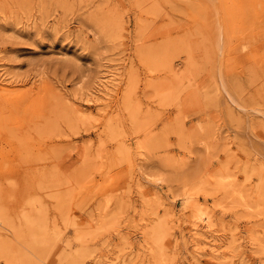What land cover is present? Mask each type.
<instances>
[{"label":"rangeland","instance_id":"obj_1","mask_svg":"<svg viewBox=\"0 0 264 264\" xmlns=\"http://www.w3.org/2000/svg\"><path fill=\"white\" fill-rule=\"evenodd\" d=\"M114 263L264 264V0H0V264Z\"/></svg>","mask_w":264,"mask_h":264},{"label":"bare ground","instance_id":"obj_2","mask_svg":"<svg viewBox=\"0 0 264 264\" xmlns=\"http://www.w3.org/2000/svg\"><path fill=\"white\" fill-rule=\"evenodd\" d=\"M110 78H111V77H110ZM104 84H105V83H104ZM108 85H109V84H108ZM104 86L106 87L107 85H104ZM4 89H5V88H4ZM106 89H107V88H106ZM203 222H204V223L206 222V226H209V225H208V219H207V218H205V219L203 220ZM202 227H203V226H202ZM204 228H205V227H204ZM209 228H210V227H209ZM209 228H207V229H209ZM201 229H202V228H201ZM207 229H206V230H207ZM213 229H214V228H213ZM215 231H216V230H215ZM200 232H201V231H200ZM197 235H198V234H197ZM194 236H196V235H194ZM197 237H199V236H197ZM218 237H219V236H218ZM194 238H195V237H194ZM202 238H203V237H202ZM205 239H206V238H205ZM203 240H204V239H203ZM206 240H207V239H206ZM208 241H209V240H208ZM215 241H216V240H215ZM206 242H207V241H206ZM208 243H209V242H208ZM213 243H214V242H213ZM198 244H199V243H198ZM212 245H213V244H212ZM204 247H205V246H204ZM204 247H203V248H204ZM215 251H216V250H215ZM215 251H214V252H215ZM231 261H232V260H231ZM114 264H115V263H114Z\"/></svg>","mask_w":264,"mask_h":264}]
</instances>
